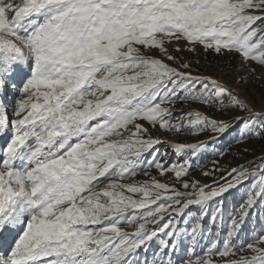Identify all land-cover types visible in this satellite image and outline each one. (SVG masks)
Returning <instances> with one entry per match:
<instances>
[{"label":"snow or ice","instance_id":"obj_1","mask_svg":"<svg viewBox=\"0 0 264 264\" xmlns=\"http://www.w3.org/2000/svg\"><path fill=\"white\" fill-rule=\"evenodd\" d=\"M254 79L264 0H0V264H264Z\"/></svg>","mask_w":264,"mask_h":264},{"label":"rangeland","instance_id":"obj_2","mask_svg":"<svg viewBox=\"0 0 264 264\" xmlns=\"http://www.w3.org/2000/svg\"><path fill=\"white\" fill-rule=\"evenodd\" d=\"M259 72V70H258ZM264 83V81H257V80H253L252 82H250V86L251 88L254 90V94L259 97L260 93H261V87L260 85ZM230 159V158H229ZM246 160L251 159V157H247L245 158ZM237 163H243V161H237Z\"/></svg>","mask_w":264,"mask_h":264},{"label":"trees","instance_id":"obj_3","mask_svg":"<svg viewBox=\"0 0 264 264\" xmlns=\"http://www.w3.org/2000/svg\"><path fill=\"white\" fill-rule=\"evenodd\" d=\"M245 158H247V157H245Z\"/></svg>","mask_w":264,"mask_h":264}]
</instances>
